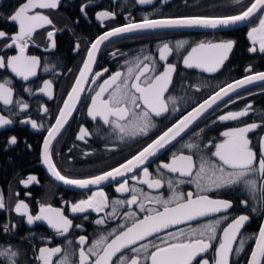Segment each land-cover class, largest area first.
Listing matches in <instances>:
<instances>
[{
  "label": "snow or ice",
  "instance_id": "snow-or-ice-1",
  "mask_svg": "<svg viewBox=\"0 0 264 264\" xmlns=\"http://www.w3.org/2000/svg\"><path fill=\"white\" fill-rule=\"evenodd\" d=\"M67 2L71 7L74 0ZM135 4L153 6L156 0ZM230 5L235 10L224 15L154 18L146 13L137 20L128 11L124 23L115 24L116 11L103 8L90 17L97 0H81L75 5L79 16L63 28L52 15H59L64 0H17L10 12H0V20L14 29L0 28V133L16 126L45 133L41 163L54 181L81 190L83 197L64 200L63 205L74 216L83 214V221L95 213L91 222L99 230L94 239L86 234L69 238L77 229L84 232L85 225L74 223L64 206L39 202L32 211L18 192L12 205L0 193V264H241L249 240L254 247L246 264H264V222L258 233L242 231L252 214L264 220V112L258 121L249 122L245 118L255 113L252 103L231 108L246 99L240 93L249 86L259 84L264 92V71H254L249 64L241 78L218 80L236 41L215 36L196 42L161 40L154 50L140 49L131 56L117 47L108 56L118 67L96 70L102 50L111 44L139 34L185 29L218 32L249 25L247 52L264 55V0H230ZM81 18H94L106 29L88 38L83 48L74 32ZM66 31L74 37L71 51L82 59L52 114L47 102L55 99L56 82L65 75L57 53L58 39ZM193 72L200 74L194 81L188 75ZM16 81L31 99L21 95ZM81 109L92 127L81 122L75 140L88 145L95 139L106 150L127 147L131 154L85 176L61 170L54 159V142ZM20 143L17 135H8L0 141V152L8 153ZM23 143L32 150L26 139ZM94 154L82 151L84 157ZM20 183L28 188L38 180L29 175ZM105 185L123 198H110ZM184 185L191 190H182ZM24 195L30 197L31 192ZM237 205L244 211L234 213ZM13 214L27 225L26 234L19 233L21 225ZM38 223L51 234H37ZM55 237L63 241L51 246Z\"/></svg>",
  "mask_w": 264,
  "mask_h": 264
},
{
  "label": "flooded vegetation",
  "instance_id": "flooded-vegetation-1",
  "mask_svg": "<svg viewBox=\"0 0 264 264\" xmlns=\"http://www.w3.org/2000/svg\"><path fill=\"white\" fill-rule=\"evenodd\" d=\"M17 2V0H2L0 3V12L8 13L11 11V7ZM81 0H74L71 7L68 6L67 0H64V6L61 7L58 12L59 15L53 14L52 19L54 20L57 27L63 28L66 24H69L70 19H75L79 16L75 5L80 3ZM103 8H109L118 13L115 24L124 23L123 17L131 11L136 19H140L146 13H151L152 16H176V15H224L230 14L235 10L234 6L230 5V0H169L168 4H161L160 0H156V4L153 6H139L135 4V0H128L127 4H124V0H97V6L95 8L89 9V15L92 17V13ZM159 8V12H155L154 9ZM249 25H245L238 29H233L225 32L217 33H187V32H176V33H153L145 35H137L135 38L121 40L117 44H111L107 48L102 50V54L98 58V64L96 65V70L102 67H108L111 70H115L118 67L117 62L112 60L108 53L114 48H120L124 52H127L129 56L138 52L140 49L154 50L156 44L161 40L175 41L178 39H186L190 42H196L204 39H212L214 36L223 39H232L236 41V47L234 48L233 55L230 58L226 70L222 74H217L218 80H228V79H238L241 78L244 73L245 66L251 64L254 71H264V55L262 54H250L247 52V47L250 46V42L247 40V30ZM0 28H3L9 32L14 31L11 26L7 25L5 21L0 20ZM106 29L101 28L99 22L95 21L94 18L91 22L80 19V23L74 26L75 38H79L82 44V48L85 45V41L88 38L94 37ZM73 36L67 31L60 35L58 39V53L63 63L61 64V70L65 71V75L61 76L55 85V99L48 101L51 113L55 114L59 102L63 94L68 90L73 75L76 69L79 67L80 61L82 59L81 55H74L71 51V43ZM124 58L121 57L122 61ZM71 68L72 73H67L66 69ZM183 71V70H181ZM107 75V74H105ZM188 75L195 80L196 75L199 73H188ZM211 79V78H209ZM16 88L24 95L25 99H31L27 97L26 94L22 92L21 82L16 81ZM259 87L251 88L241 92L242 96L246 99L237 100V103L232 105V110H239L242 108L246 102L253 104L255 110L254 114H250L247 119L249 122L251 120H259V113L264 112V92H260ZM254 93L253 95H247V93ZM199 95V94H198ZM36 106L33 104L31 112L36 116ZM39 120L43 121V117H37ZM84 122L89 128L92 127L91 123L87 121V118L83 115V110L81 109L77 113H74V117L70 120L69 124L66 125L65 130L62 132L61 136L58 137V142H54V159L61 170H68L71 174L76 176H85L93 173H97L101 170H105L108 167L115 166L121 162L126 156L131 154V150L127 147H119L115 151L106 150L103 142L98 140L89 141L88 145H84L83 142L75 140V136L78 132V128ZM233 126L235 122H232ZM224 125L219 126V130L224 129ZM216 134V133H213ZM8 135H17L20 138L21 143L8 153L0 152V193L3 194L5 198V203L8 205L14 204V202L19 199H24L29 203L32 211H36L38 208V203H50L55 207H61L64 200L77 201L82 197L81 190L66 187L58 182L54 181L52 177L47 172L46 167L40 161V151L42 145V138L45 133L36 132L31 130L30 127L16 126L15 128L4 131L0 133V141H2ZM254 135V134H250ZM27 140L28 143L32 145V150L28 151L23 141ZM71 149V151H69ZM82 151H94V155L90 157H84ZM150 171H154V166ZM29 175H35L37 177L38 183L30 184L28 188H25L20 181L22 179H27ZM106 193L110 198H123L120 194L114 192V187L104 186ZM182 190H191V186L184 185ZM165 194H167L166 190ZM19 193L17 198L15 193ZM25 192H31L30 197L24 195ZM66 215L74 220V223H83L85 225V231L75 230L73 235L69 238H74L79 234H86L89 239H94L99 235V230L91 222L96 218L95 213H89V220L83 221L82 215L74 216L71 214L70 210L66 206ZM239 205H237L233 212L240 213L243 212ZM12 218L20 223L19 233L21 235L26 234L29 229L23 220L16 217L13 214ZM0 220H3V214L0 213ZM262 223V219L257 214H252V219L243 231L244 235H251L253 233H258L259 225ZM114 226V225H113ZM192 226H196L194 222ZM181 227H186L182 225ZM35 231L37 234L50 235L51 230L47 229L46 225L38 223L35 226ZM63 238L55 237L53 239L52 245L55 246L58 242H62ZM36 244H40L39 240L33 241ZM43 246V245H41ZM254 246V241L249 240L246 245L245 254L241 256V264H246V255L250 252L251 248Z\"/></svg>",
  "mask_w": 264,
  "mask_h": 264
},
{
  "label": "water",
  "instance_id": "water-1",
  "mask_svg": "<svg viewBox=\"0 0 264 264\" xmlns=\"http://www.w3.org/2000/svg\"><path fill=\"white\" fill-rule=\"evenodd\" d=\"M243 26H245V25H239V26H237L235 28L224 29V30H220L218 32L230 31V30H233V29H238V28L243 27ZM176 32H187V33H217V32H212L211 30H204V29H185V30H177V31H167V32H164V33H176ZM148 34H153V33H148ZM139 35H145V34H139ZM259 86H261V85H259V84L252 85V86H249V88H247V89L241 90V92H243L245 90H248V89H251V88L259 87ZM234 96H235V94H234ZM262 222H264V220H262Z\"/></svg>",
  "mask_w": 264,
  "mask_h": 264
},
{
  "label": "trees",
  "instance_id": "trees-1",
  "mask_svg": "<svg viewBox=\"0 0 264 264\" xmlns=\"http://www.w3.org/2000/svg\"><path fill=\"white\" fill-rule=\"evenodd\" d=\"M228 80H231V79H228Z\"/></svg>",
  "mask_w": 264,
  "mask_h": 264
}]
</instances>
